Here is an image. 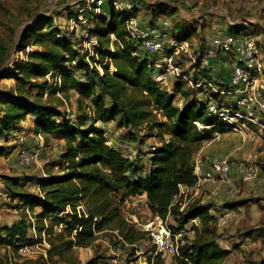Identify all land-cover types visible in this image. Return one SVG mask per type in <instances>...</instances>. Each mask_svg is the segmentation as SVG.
<instances>
[{
  "label": "trees",
  "instance_id": "obj_1",
  "mask_svg": "<svg viewBox=\"0 0 264 264\" xmlns=\"http://www.w3.org/2000/svg\"><path fill=\"white\" fill-rule=\"evenodd\" d=\"M97 1H100L99 13L92 14L86 29L90 36L97 38L94 50L102 72L93 67L87 70V53L79 58L75 32L52 30L49 19L44 18L27 27L17 46L18 51H25L28 43L21 41L32 38L29 42L40 49L25 51L26 59L16 64L17 69L7 68L0 73V78L12 75L22 78L29 73L34 77L47 78L49 75L51 79L58 78L59 84H50L48 97L55 92H75L82 107L73 122L59 109L62 99L57 98V103H53L41 101L40 97L30 99L21 94L0 91V141H7L9 134L17 131L21 123L30 117L35 132L53 133L65 145L60 163L53 162L46 169L47 177L31 179L38 186L39 195L28 191L15 177L0 174V180L12 198L23 199L32 210L35 207L40 209L33 215L35 224L20 220L0 228V244L22 246L31 239L28 230L33 228L38 236L44 233L51 241L49 253L59 255L72 246L90 245L95 232L104 230L108 225H114L124 240L133 243L143 234L134 233L121 216L120 204L127 196L145 195L152 213L163 221L171 216L179 228L197 218L204 230L215 220L209 212L210 203L194 198L181 207L182 201L177 199L182 195L181 186L191 188L198 181L193 159L202 143L212 139L214 132L222 133L227 129L226 121L208 112L205 97L211 87L206 84L191 89V93L198 94L204 88L206 93L203 99L192 96L189 100L185 99L188 93L183 90L186 80H174L172 91L164 88L161 81L154 77L152 58L146 52L141 53L138 43L128 38L126 20L137 13L141 1L131 2V13L116 9L113 5L116 0H93L94 4ZM80 10L73 16L82 14L86 20L88 12L83 7ZM162 11L165 13L166 9ZM151 18L150 25H154V13ZM42 24L47 26L45 31ZM233 29L234 32L230 29L228 32H241L239 27ZM186 34L189 32L183 30L176 33L180 39H186ZM135 51L138 55L133 54ZM29 62L33 65L27 71ZM110 65L114 69L112 72ZM198 65L196 62L195 81L205 78L215 86H227L222 79L215 84L211 80L210 68L198 69ZM78 75H83L85 80H80ZM43 89L45 85L41 91ZM176 94L183 97L181 106L175 104ZM211 95L217 98L216 94ZM117 119L120 128L132 130L130 141L136 138V132H142L138 136L139 143L150 137L158 140L157 145H152L154 149L149 153L146 172L140 174L133 159L108 143L110 139L104 127ZM4 152L5 146L0 145V155ZM56 165L61 170L60 174L52 173ZM242 202H226L224 206L235 208ZM80 205L83 211L79 217L76 208ZM74 230L76 233H73ZM58 240L66 246L57 245L55 242ZM178 252L171 264H225L230 254V250L220 246L214 238L203 237L180 244ZM147 261L166 264L160 253L148 255ZM246 264H264V255Z\"/></svg>",
  "mask_w": 264,
  "mask_h": 264
},
{
  "label": "rangeland",
  "instance_id": "obj_2",
  "mask_svg": "<svg viewBox=\"0 0 264 264\" xmlns=\"http://www.w3.org/2000/svg\"><path fill=\"white\" fill-rule=\"evenodd\" d=\"M129 1L134 2V0ZM139 1H141V3H138ZM139 1L136 2L138 3V8L136 10V12H138L137 15L144 18L148 24H150L152 19L151 15L154 13L155 19L156 16L160 14L161 17L159 19H161L162 16L168 17L169 22H171L174 27L177 23L176 19L181 17L180 14H175L179 6L185 8L186 11L190 13L193 11V7L188 6L185 0ZM198 1H200V3L197 4L198 8H196V11L207 10V12L205 14H200L198 18H194L193 20L202 21L203 27L207 24L211 25L209 21H220L227 32L229 29L230 32H234L235 29L233 28L238 24L232 23L238 20L241 21V25H244V28L241 27L240 30H249L250 34L264 46V0ZM94 3L93 0H0V73L3 69L7 68L16 67L17 69V65L20 64L19 62H21V60L25 61V51H28L27 48L25 51H18L17 46L21 39V35L25 33L27 27H30V25L38 19L41 21L44 20V18L49 19L52 24V30H62L67 33L75 32L76 47L80 51L79 58L82 59L84 53H91L95 45L88 39L82 38L80 35H82L81 30L90 25V17H92V14L99 13L100 1H97L96 4ZM229 3H233L234 5L229 7ZM82 7L88 12L86 13L87 19H84V22L78 23L77 26L71 29L69 20L73 18L72 16ZM160 7H164V10L166 9L165 13L160 10ZM151 8H154V10H151ZM226 8L227 11L224 12L223 10H226ZM244 20L248 23L244 24ZM41 27H43V31L47 29V26L44 27V24H42ZM183 31L187 32L188 30ZM185 36L190 38L189 34ZM213 36V32L206 34V46L211 44ZM193 37L196 38L197 41L195 40L196 45L194 44L193 46L192 41L189 40L191 43V53L195 57H198L202 52V47L200 46L201 40L199 35H194ZM31 39L32 38L29 40L24 39L21 42L28 43L27 47H29V50L32 48L39 50L40 48L38 46L29 42ZM138 50L141 53L145 52L140 46ZM189 53L190 52H187V54L181 53L176 59V62L180 65L182 73L186 74L193 82L195 81L196 62L189 56ZM86 55L85 61L89 65L87 70L90 71L92 67L99 70L101 66L98 55L93 54L94 57H88ZM31 61L35 63L38 62L37 60ZM208 62L211 71L210 74L212 75L211 80L216 84L220 81V78L217 76H225V81L223 82L222 80V83L228 85L231 80L228 75L231 72L234 61L230 57L221 54L219 58L209 57ZM27 64L28 69L26 68V70L28 71L33 64L32 62ZM52 83L54 85L55 79H51L49 76H47V78L46 76L34 77L29 73L28 75H23L22 78H16L12 75L10 77L0 78V91L14 95L21 94L30 99H37L40 97L41 101L49 100L53 103H57V98L62 99L63 103L59 108L61 113L66 117H70L71 121L75 122L77 116H79V113L82 111L80 102L77 99L78 94L75 92H67V94L55 92L48 97L50 91L49 86L51 87L52 85L50 84ZM173 84L174 78L169 76L161 80V85L169 91H172ZM44 85L45 89L41 91ZM198 87L201 86H193L189 81H186V85L183 86V90L188 93L185 99L189 100L192 96L203 99L206 93L204 88H201L202 92L200 91L198 94L197 92L191 93V89ZM40 92L41 94H39ZM106 101H108L107 98ZM118 122L119 120L117 119L116 121L106 123L104 127L108 134V139H110V144L116 146L123 154L133 159L139 167L140 174L146 172L148 169L149 153L153 149L152 145L158 144V140L154 137H150L145 138L139 143L138 136L140 137L142 132H136V138L130 141L129 136L132 130L120 128ZM248 126L253 130L255 129L257 135L259 134L264 142V130L251 123ZM27 127L28 124L25 121L19 129H22V134L29 136L30 139H36V143L32 144L28 140L25 144H23V142L16 143L14 141V146L5 144V152L0 155V174H7L15 177L20 183H23V186L28 191L37 195L39 193L38 186L34 184V180L31 179H33V177H47L46 169L51 167L53 162L60 163V154L63 152L65 145L64 141L56 137L55 134L51 133L45 135V133L42 132V136H44V146L41 150L40 161L25 165L18 159L19 150L23 147L31 150L38 145L37 131L35 132L34 127L32 128L33 130ZM99 127H101L100 124ZM226 131H232L237 134L235 138H238L242 143L250 142L253 145H259L256 140L244 139L240 131L226 129L224 132ZM20 132L17 133L21 134ZM13 133L14 132H12V135L9 134L11 136L9 138L11 140H17L16 137L13 136ZM215 133L212 139L217 141L220 140L223 132L219 133L218 136L215 135ZM9 138L7 140H9ZM0 143H3V141H0ZM263 147L264 144L260 145V148L256 149V151L252 150L251 153L250 151L246 152L247 155H245V158H242L243 160L251 159L254 162L257 167L258 178L261 173L264 177V156H261V154L254 156L253 153H259ZM52 173H61L58 165L53 167ZM260 183L258 182L255 184L252 190H250V187V189L246 191L248 192V196L238 197L240 193L233 191L229 195L230 199L223 198L219 200L218 204L216 203L217 205L211 202L214 212L217 213V217H215V220L210 222L204 230L197 218L189 221L180 228L171 216L167 217L164 223L170 227L171 230L181 235L182 243H188L196 237L214 238L220 246L230 250V254L224 261L225 264H246L249 261L258 260L264 255V183ZM181 193L182 195L177 197V199H181L182 201L181 207H184L186 203L198 197L194 195V191L191 192L189 189ZM145 201L146 200H142L141 198L127 196L120 204L121 216L128 225L132 227L134 233L143 234L141 238L135 240L133 243L124 240L119 235L118 230L114 229V225H108L104 230L95 232V238L90 245L72 246V248L65 249L61 254L57 255L49 253V249H52V244L48 237L45 236L44 233L38 236L37 231L31 228L28 230V236L32 240L30 239L29 242H26L24 245L13 247L7 244H0V264H138L139 262H143L154 249V246L150 242L147 234L142 230L141 223L148 218L152 219L157 216L149 210ZM235 201H243L242 204H240L241 208H228V213H221L222 208L225 207L224 203ZM68 209L70 210V208ZM76 209L80 217L83 206H77ZM39 210L38 207H35L33 210L30 209L23 199L12 198L4 183L0 180V228L10 226L20 220L35 224L33 215ZM73 233H76V231L74 230ZM64 238L67 239L66 236ZM60 242L61 240H58L55 243L59 245ZM61 243V247L64 245L66 246V244ZM180 244L181 243H179V245ZM19 247L30 248L31 251L22 254ZM172 259H170L169 262L172 263Z\"/></svg>",
  "mask_w": 264,
  "mask_h": 264
},
{
  "label": "built area",
  "instance_id": "obj_3",
  "mask_svg": "<svg viewBox=\"0 0 264 264\" xmlns=\"http://www.w3.org/2000/svg\"><path fill=\"white\" fill-rule=\"evenodd\" d=\"M113 5L116 9L125 13H131L133 10L132 3L129 0H116ZM72 17L69 20L71 29L77 26L78 23L84 22L82 14L78 17ZM125 24L128 38L137 42L138 46L142 47L147 55L152 58L155 79L161 81L169 76L174 80L189 81L193 86L209 85L211 90L209 95L205 97L208 112L218 119L226 121L227 129L240 131L244 139L256 140L259 146L264 144L255 129L253 130L248 126L251 123L264 130V46L249 32H227L216 35L213 37L211 44L202 49L198 57H195L191 53L190 41L178 38L176 33L171 30L167 18H161L159 23L156 22L154 25H150L147 21H142L136 13L130 15ZM81 31L82 35L80 36L82 38L88 39L92 44L97 45V38L90 36L86 27ZM27 50H29V47H27ZM187 52H190L189 56L199 63L198 69L209 67V57L219 58L221 54L230 57L234 61L230 72V83L227 86L219 87L205 78H199L192 82L186 74L182 73L180 65L176 62L181 53L187 54ZM93 54H96L94 49L87 56L90 57ZM133 54L138 55V51L133 52ZM109 69L111 72L114 71L112 65ZM99 70L102 72L101 68ZM78 78L82 81L85 80L83 75H78ZM55 83L59 84L58 78L55 79ZM211 93L216 94L217 98L212 96ZM175 104L181 106L179 94L175 96ZM215 135L218 136L219 132H216ZM16 139V143L23 142L25 144L23 137L17 136ZM37 139L38 145L34 149L29 150L23 147L19 150L18 159L23 164L29 165L40 161L41 150L44 146V138L40 131L37 132ZM108 143H110V140H108ZM201 163V157L195 156L193 166L197 176L200 175ZM237 164L243 180L247 183L252 182L257 175L254 162L251 159H246L240 160ZM229 171L230 166L227 160L215 159L212 161L211 177H217L222 182H229L231 180ZM188 189L189 187L181 186V192ZM141 226L154 246L149 255L160 253L165 263L171 264L170 259L179 254L178 246L179 243L182 244L181 235L171 230L157 216L152 219L148 218L141 223ZM19 250L22 254L31 251L30 248L25 247H19ZM138 264L151 263H148L146 259Z\"/></svg>",
  "mask_w": 264,
  "mask_h": 264
},
{
  "label": "crops",
  "instance_id": "obj_4",
  "mask_svg": "<svg viewBox=\"0 0 264 264\" xmlns=\"http://www.w3.org/2000/svg\"><path fill=\"white\" fill-rule=\"evenodd\" d=\"M185 2L188 4V6L193 7V11H192V13H190V12L186 11L185 8H182L180 6L178 7V10L175 12V14L178 13V14H180L181 17L176 19L177 23L174 25V27L172 26V23L170 22V27H171V29H173L174 32L179 33V32H182V30H188L187 33L189 32L190 38L186 37V39L192 41L193 46H194V44L196 45L195 42L197 41L196 38H194L193 36L199 35L200 40H201L200 46L202 47V49H204L207 45L205 42V37H206L207 33L213 32L214 33L213 37H215L216 35H219V34L227 33V31L223 28L224 26L220 23V21H217V22L215 21L216 23L214 21H209V23L211 25L207 24L205 27H203L202 21L193 20L194 18H198L200 14H205L207 12V10L196 11V8H198L197 4L200 3V1H198V0H185ZM228 5H229V7H231L234 4L229 3ZM160 8H161L160 10L164 9V7H160ZM223 11L226 12L227 8H226V10H223ZM192 14H194V15H192ZM160 15L156 16V19L154 18L155 23L156 22L159 23V21H160L159 18L161 17ZM151 17H152V15H151ZM162 18H165V17L162 16ZM141 20L146 21V20H144V18H141ZM194 21H197V22H194ZM243 23L246 24L248 22H246L244 20ZM232 24H238L234 28H236V27L244 28L243 27L244 25H241V21L236 20L235 23H232ZM244 31L250 33L249 30L244 29ZM228 76H230V73ZM224 78H225V76L220 77V80L222 79L224 82L225 81ZM25 121L28 124L27 128L32 129L33 124L30 121V117H27V119L24 120L21 123V125ZM19 128H21V126ZM22 128H23V126H22ZM17 132H20L21 134H18ZM22 133H23L22 129H18L17 131H15L13 133V136H15L16 138H17V136L23 137L24 142H28V140H29V142L32 144L36 143V139H30L29 136L24 135ZM10 134L12 135V133H10ZM236 136H237V134H235L232 131L223 132L221 135V139L218 141L215 139H210V140L204 141L202 143L199 151L195 155V156L201 157L202 163H201V167H200V175L198 176V181L193 187L189 188V191L190 190H191V192L194 191V195L196 197L198 196L197 198H199L202 203H210L211 204V202H212L214 205H217L219 200H222L223 198L230 199L229 195L233 191L236 193H240L238 197L248 196V192H246V191H248L250 189V187H251L250 190H252L253 187L255 186V184H257L258 182L264 183V177H263L262 173L260 174L259 178L257 175L256 178H254L252 180V182H250V183H247L246 181L243 180L242 174L238 169L237 163L240 160H243L242 158H245V155H247L246 152L250 151V153H251L252 150L256 151V149L260 148V146L257 144L253 145L250 142H243L242 143L240 140H238V138H235ZM9 137H11V136L9 135ZM14 141L16 142L15 139L11 140L9 138V140L3 141V143H0V144H2L3 146H6L7 144L14 146L13 145ZM253 154H254V156H258L259 154H261V156H264V147L261 148L259 153L254 152ZM215 159H219V160L225 159L228 161L229 166H230L229 176L231 177V180L229 182H222L217 177H211V175H212V161ZM257 173H258V171H257ZM260 184H262V183H260ZM132 197L133 198H141L142 200H146L145 195L132 196ZM145 203H146V201H145ZM240 204H242V203H240ZM240 204L237 205V208H241ZM209 209L211 211L210 213L214 217H217V213L214 212L212 204H211ZM221 213H223V214L228 213V208L227 207L222 208Z\"/></svg>",
  "mask_w": 264,
  "mask_h": 264
}]
</instances>
